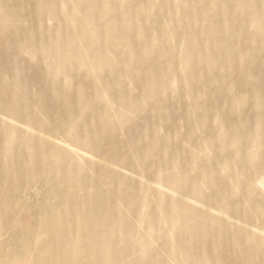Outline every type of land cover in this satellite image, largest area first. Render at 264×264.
<instances>
[{"label":"bare ground","instance_id":"6f19581e","mask_svg":"<svg viewBox=\"0 0 264 264\" xmlns=\"http://www.w3.org/2000/svg\"><path fill=\"white\" fill-rule=\"evenodd\" d=\"M0 264H264V0H0Z\"/></svg>","mask_w":264,"mask_h":264}]
</instances>
